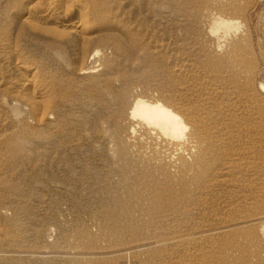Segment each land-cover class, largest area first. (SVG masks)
<instances>
[{
  "label": "rangeland",
  "instance_id": "1",
  "mask_svg": "<svg viewBox=\"0 0 264 264\" xmlns=\"http://www.w3.org/2000/svg\"><path fill=\"white\" fill-rule=\"evenodd\" d=\"M18 1L0 0V264H264V0H106L74 39ZM28 79L36 115L13 108Z\"/></svg>",
  "mask_w": 264,
  "mask_h": 264
},
{
  "label": "bare ground",
  "instance_id": "2",
  "mask_svg": "<svg viewBox=\"0 0 264 264\" xmlns=\"http://www.w3.org/2000/svg\"><path fill=\"white\" fill-rule=\"evenodd\" d=\"M18 2L19 7L27 17L38 16L39 18H47L48 21L54 23H60L67 31L68 39H74L80 35L82 25L80 16L85 5H90L93 10L100 12L101 6L106 3V0H19ZM67 5H70L72 9L70 14L66 11ZM220 25L224 28L228 27L225 22H220ZM93 69L88 67L84 69V73H92ZM24 70H27L26 65L21 64L13 68L12 73L20 79L25 75ZM26 82L25 85L28 88L25 89V97L21 100L16 99V97L13 98L18 103L13 108L15 111L22 112L23 108L29 107L31 112L36 115L38 108L44 103V98L42 93L38 96L32 94L31 85L34 81L28 79ZM130 115L131 118L140 120L144 127L157 131L158 133H152H155V135L157 133L168 144L180 143L184 139L183 132L185 128L180 119L158 102L149 103L137 100L133 103Z\"/></svg>",
  "mask_w": 264,
  "mask_h": 264
}]
</instances>
